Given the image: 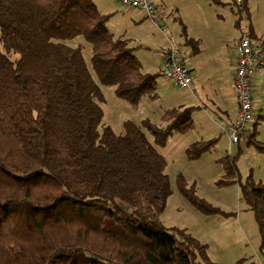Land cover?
I'll return each mask as SVG.
<instances>
[{"label":"trees","instance_id":"trees-1","mask_svg":"<svg viewBox=\"0 0 264 264\" xmlns=\"http://www.w3.org/2000/svg\"><path fill=\"white\" fill-rule=\"evenodd\" d=\"M235 6L249 18L246 0ZM109 15L92 0H0V264H215L185 229L159 220L170 188L158 148L194 128L191 107L164 109L158 123L124 120L120 134L99 131L103 93L67 40L90 43L99 83L118 98L133 106L157 98L159 73L142 70ZM255 126L241 137L264 152ZM215 142L196 140L186 155L196 159ZM237 150L221 158L227 183ZM179 186L198 210L214 211L183 179ZM243 190L264 247V179Z\"/></svg>","mask_w":264,"mask_h":264},{"label":"rangeland","instance_id":"rangeland-1","mask_svg":"<svg viewBox=\"0 0 264 264\" xmlns=\"http://www.w3.org/2000/svg\"><path fill=\"white\" fill-rule=\"evenodd\" d=\"M92 1L100 12L110 14L107 26L115 35L131 37L130 45L135 47L133 53L142 63L143 71L158 73L157 62L161 57V50L166 49L172 42L182 48L188 59L195 57L197 78L193 89L197 88V93L191 101L193 103L189 104L196 106L199 95L207 94L211 99L218 96L216 85L222 83V80L219 82L216 78L226 76L227 72L223 56L226 54L233 62L231 43L238 34L235 24L237 18L244 15L231 0H157L163 16V21L159 20L163 30H159L149 20L148 26L134 23L132 12L118 0ZM247 5L250 17L244 20V24H251L254 35L264 38V0H247ZM186 37L196 40L200 54L190 51L189 44H183ZM66 43L81 48L84 60L103 93L104 100L100 102L103 119L99 131L110 126L120 134L124 120L139 123L146 117L158 123L160 113L172 106L171 96L174 91H182L174 85L173 88L166 87L167 78L158 74L155 89L157 98L152 99L145 95L133 106L115 95L114 86L99 83L91 65L90 43L81 35L67 40ZM210 59H214V63ZM251 92L257 101L253 107L254 114H262L257 123V138L264 141L263 73L255 75L251 80ZM208 109L216 114L212 106L208 105ZM195 110V125L198 127L190 132L170 135L166 144L158 148L166 160L165 172L170 188L159 220L165 227L185 229L206 246L208 258L215 264H264V247L261 246L254 211L249 209L243 190V185L248 180L264 179V152H259L253 145L246 146L240 142L242 149L235 158L238 173L234 181L227 183L222 159L227 154L237 153V143H231L222 127L209 129L208 120L200 113L201 110ZM144 131L152 143V135ZM198 133L205 135V139L216 138V142L213 148L200 157L189 159L185 149L193 140L200 138ZM179 179H183L185 186L210 204L214 211L205 214L198 210L184 196ZM199 263L204 264L200 260Z\"/></svg>","mask_w":264,"mask_h":264},{"label":"built area","instance_id":"built-area-1","mask_svg":"<svg viewBox=\"0 0 264 264\" xmlns=\"http://www.w3.org/2000/svg\"><path fill=\"white\" fill-rule=\"evenodd\" d=\"M123 6L142 9L147 18L159 25L156 6L152 0H118ZM241 4L242 0H233ZM235 68L233 85L236 88L239 106L233 124L223 127L231 143H238L242 135L249 133L254 124L253 95L251 80L256 74L264 72V42L250 37L246 24H241L240 36L234 44ZM160 74L172 79L177 86L188 88L191 84V72L185 64L181 51L170 44L163 53Z\"/></svg>","mask_w":264,"mask_h":264},{"label":"crops","instance_id":"crops-1","mask_svg":"<svg viewBox=\"0 0 264 264\" xmlns=\"http://www.w3.org/2000/svg\"><path fill=\"white\" fill-rule=\"evenodd\" d=\"M152 1L155 3V6H156V16H157V18L159 20L161 19V21H163V16H162V13H161V11L159 9V5H158L157 0H152ZM231 2H233L235 4V2L233 0H231ZM246 4H247V0H246ZM124 7L129 9L132 12L131 17H132L134 23L139 22L142 26L150 25L148 23L150 20L147 18L146 13L142 9L127 7V6H124ZM249 17H250V15H249ZM241 18H243V19H240L238 25L235 24L236 28L238 29V34H236V36H234L235 38L233 39V42L231 43L232 44V48H233V54H234V44H235L236 40L239 38V36H240L241 24H242L241 21L244 22L245 19L247 20V18L244 15ZM156 26L159 28V30H163V28L161 27L160 22H159V25H156ZM247 27H248V32L250 34V37H252L253 39L258 40L260 42H264V38L263 37H259L258 38V37H256L254 35L253 28H252L251 24L247 25ZM109 30L113 33V35L115 37L127 38L130 41V43H131V41H132L130 39L131 37L124 36L123 34L115 35L113 30H111L110 28H109ZM186 39H192V38L186 37ZM186 39H185V41H186ZM185 41H184L183 44L186 45ZM194 41L196 42V40H194ZM170 42L171 41L169 39V43ZM170 44L174 45L172 42ZM189 45L191 46V50L190 51L200 54L201 51H200V49L198 47V43L195 46L196 48H194L193 47L194 45H192V44H189ZM176 47L181 51V53L183 55V58L185 59V64L190 69V72H191V84H190V87H188V88L179 87V86L176 85V83L172 79L167 78V77L164 76L165 78H167V82H165L166 83V87L173 88V85H174V86L179 87L180 89H182V91H180V93L174 91V94H172L171 97H173L172 98L173 100L171 102L172 106L170 108H173V107H191V117H192V120L194 122V128L191 129V130H194V129H196L198 127V125L197 126L195 125L196 124V117H197V114H195V112H197V111L195 109H198V111L201 110L200 113H202L203 116L208 120V128L211 129V130L214 129V128H219V127L223 128V127H225L227 125L233 124L234 121L236 120L237 113H238V106H239L237 91H236V88L233 85V74H234V68H235L234 55H233V62L230 61V58L226 54H225V56H223V60L226 61L225 62V66L227 67V72H226V76H224L222 78L219 76V77L216 78L217 81H219V82H220V80H222V83H218L216 85L217 88H218V96L216 98H214V99H211V98H209V96L207 94H204L205 96L199 95L198 96L199 97V100H198L199 102L197 104L198 106L197 105L193 106L192 104H189V103H193L191 101L194 100V98L196 97L195 94L197 93V88L193 89V87L196 84V78H197V70L195 69V66H194L195 57H193L191 59H188L187 57H185L184 52L181 50L182 48L179 47V46H176ZM165 50L166 49H162L161 50V57L158 58V62H157V69H158V73L159 74H160V68L162 66V61H163V53H164ZM210 60H212V62L214 63V59H210ZM190 62H191V65H190ZM263 74H264V72H263ZM160 75H162V74H160ZM200 91H203V90L200 89ZM201 93H203V92H201ZM256 103H257V101H255V97H253V107L256 106L255 105ZM208 105L212 106L213 109H215L214 112L216 114L209 112ZM213 115H216V117H214ZM260 117H262V114H260V113H257L256 115L254 114V123L256 121L255 139L258 140V141L264 142V141L259 140L257 138V135H258L257 123H258V119ZM253 128H254V124H253L252 128H250V132L253 131ZM191 130H189L187 132H190ZM198 135H200V133H198ZM205 138H206L205 135H200V138L196 139V140L216 139V138H210V139H205ZM207 138H209V137H207ZM247 139L248 138L241 137L239 142L237 143V149H238V147H240L242 149V146L240 145V142H243L246 145ZM196 140H193L192 142H194ZM246 146H248V145H246Z\"/></svg>","mask_w":264,"mask_h":264}]
</instances>
